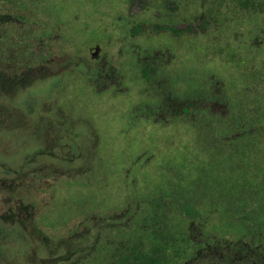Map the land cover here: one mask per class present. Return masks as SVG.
Here are the masks:
<instances>
[{"label": "rangeland", "instance_id": "1", "mask_svg": "<svg viewBox=\"0 0 264 264\" xmlns=\"http://www.w3.org/2000/svg\"><path fill=\"white\" fill-rule=\"evenodd\" d=\"M199 9V0H0V14L17 18L8 24L7 46L17 48L33 66L17 82L0 80L4 89L13 86V93L0 91V105L9 111L13 127L0 129V264H76L83 249L77 246L78 236L67 232L69 219L62 212L89 211L95 205L102 210L111 201L122 202L120 187L110 181L111 171L115 177L121 172L107 162L122 167L145 148L150 151L155 139L162 153L191 147L194 134L188 124L172 121L162 126L156 115L167 117L164 122L171 118L162 114L169 112L168 105L160 107L162 96L182 100L193 93L192 79L197 87L214 81L220 85L229 72L223 58L214 54L229 33L222 6L208 30L192 36L183 27ZM233 15L232 35L238 39L254 25L238 19L239 12ZM38 20L49 22L57 37L48 38ZM168 25L181 32L172 34ZM95 45L97 57L91 56ZM149 53L160 54L161 62H153L144 73L132 66ZM104 73L116 81L115 90ZM56 107L66 126L65 135L58 138L76 144L57 148L56 139L48 147L50 153L35 155L46 146L40 132L55 131L59 125L52 115ZM142 110L155 111L147 117ZM42 112H50L49 120L41 118ZM63 176L76 177L75 186L68 189ZM51 181L59 183L57 197L43 201L40 188L48 192V187L38 183ZM213 217L207 218L208 225L213 222L230 247L241 238L242 224L250 235L242 239L264 251L263 220L250 225L238 216L233 219L237 224L227 226Z\"/></svg>", "mask_w": 264, "mask_h": 264}, {"label": "trees", "instance_id": "2", "mask_svg": "<svg viewBox=\"0 0 264 264\" xmlns=\"http://www.w3.org/2000/svg\"><path fill=\"white\" fill-rule=\"evenodd\" d=\"M199 6L187 28L192 36L214 25L222 6L224 27L229 33L214 54L223 58L229 72L223 74L220 85L214 81L197 87L199 83L192 79L193 93L184 94L182 100L170 95L159 99L161 108L169 106V112L162 114L169 113L171 118L164 122L167 117L156 115L158 124H188L186 128L194 134L191 147L183 145L180 150L162 153L157 145L161 143L155 139L150 151L145 148L122 167L107 162L121 172L115 177L111 171L110 181L120 187L122 202L118 205L111 201L102 210L95 205L89 211L75 208V213L69 209L62 212L69 219L65 222L69 225L67 232L78 236L77 246L83 249L76 264H249V256H239L243 250L248 253L249 242L243 241L248 237L247 229L242 224L238 227L241 238L232 248L227 239H220L213 222L208 225L207 218L216 216L227 226L237 224L233 219L238 216L246 217L250 225L264 221V0H199ZM236 12L240 13L238 19L245 18L244 22L254 25L238 39L232 35L236 25L231 17H236ZM8 24L0 23V80L13 83L30 74L33 66L19 56L17 48L7 46L11 38ZM160 59V54L149 53L136 63L148 67ZM12 88L0 86V91L10 93ZM154 111L142 113L150 117ZM50 115L40 114L44 121ZM57 122L55 131L44 128L40 132L46 146L35 155L49 152V145L56 139L57 148L76 144L58 138L65 135L66 126L61 120ZM10 124L9 111L0 105V129L13 128ZM45 169L54 174L49 166ZM62 178L68 189L75 186L76 177ZM38 185L48 187V192L40 188L39 193H45L40 197L43 201L49 195L57 197L59 183ZM256 261L261 263L263 259Z\"/></svg>", "mask_w": 264, "mask_h": 264}, {"label": "flooded vegetation", "instance_id": "3", "mask_svg": "<svg viewBox=\"0 0 264 264\" xmlns=\"http://www.w3.org/2000/svg\"><path fill=\"white\" fill-rule=\"evenodd\" d=\"M169 4H170V2H169ZM171 7V6H170ZM171 9V8H170ZM11 14H6V13H4V14H0V23H3V22H17V18L14 16V17H12V16H10ZM46 21H42V20H38V26H43V27H45V29H46V31L48 32L47 34H46V32H45V30L43 29V27H42V35H44L45 36V34H46V36H48V38L50 37V38H55V37H57V36H55L54 35V32H53V30H52V27H50V29H49V26H50V24H49V22H47V23H45ZM171 24V23H170ZM191 24V23H190ZM188 25L189 24H187V23H185V25L183 26L184 28H185V30H187L188 32H189V30L187 29L188 28ZM158 27V26H157ZM167 27H169V30L171 31V33L172 34H174V35H176V33L175 32H173V29L174 28H172V27H170L169 25L167 26ZM14 28V27H13ZM174 30H178L179 32H181V30L180 29H174ZM131 31H134L133 29L131 30ZM130 31V32H131ZM178 32V33H179ZM177 33V34H178ZM98 52V46L97 45H95L94 46V49H93V52H91V56H98V55H96V53ZM95 53V54H94ZM92 58H94V57H92ZM160 62H161V59L159 60ZM159 61H154V62H159ZM153 63V62H152ZM101 65V64H100ZM110 66V65H109ZM132 66H134L135 67V69H137L138 67L141 69V72L142 73H144V68H148V67H145V66H139L136 62H133L132 63ZM100 68H101V66H100ZM110 68H112L113 70H114V68L113 67H111L110 66ZM112 72H110V74H111ZM110 74H107V73H104V76H106L108 79H109V77H110ZM145 76V75H144ZM107 85L109 86V87H111V88H113L114 90H115V86H116V81L115 80H112V79H109L108 80V82H107ZM56 111H54L53 113L56 115V116H58V112H60L58 109H57V107H56V109H55ZM55 120V119H54ZM57 120H59V119H56L55 121H57ZM68 121V123H69V120H67ZM70 124V123H69ZM250 235L248 234V237H249ZM254 240H256V239H254ZM243 241H245V240H243ZM250 241H252V240H250ZM250 241H248L249 242V245H248V248H247V251H248V253L246 252V254L245 253H242L241 252V254L239 253V256H242V257H247V256H249L248 257V260H249V264H264V251L262 252V251H259V250H257V248H255V246L253 245H251V243L252 242H250ZM257 241V240H256ZM263 244V246H264V242H262ZM237 257H238V254H237ZM259 258H262L263 259V261L261 262V263H258L256 260L257 259H259Z\"/></svg>", "mask_w": 264, "mask_h": 264}]
</instances>
